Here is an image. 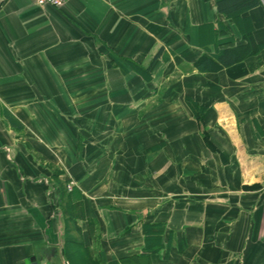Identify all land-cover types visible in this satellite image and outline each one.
Instances as JSON below:
<instances>
[{
  "label": "crops",
  "instance_id": "0c3cea01",
  "mask_svg": "<svg viewBox=\"0 0 264 264\" xmlns=\"http://www.w3.org/2000/svg\"><path fill=\"white\" fill-rule=\"evenodd\" d=\"M38 248L264 264V0H0V264Z\"/></svg>",
  "mask_w": 264,
  "mask_h": 264
},
{
  "label": "trees",
  "instance_id": "16d2710c",
  "mask_svg": "<svg viewBox=\"0 0 264 264\" xmlns=\"http://www.w3.org/2000/svg\"><path fill=\"white\" fill-rule=\"evenodd\" d=\"M258 3V0H218L219 10L227 15L246 11ZM235 51H224L216 57H203L195 67L199 71H217L221 65H230L236 59Z\"/></svg>",
  "mask_w": 264,
  "mask_h": 264
},
{
  "label": "built area",
  "instance_id": "2783aa9c",
  "mask_svg": "<svg viewBox=\"0 0 264 264\" xmlns=\"http://www.w3.org/2000/svg\"><path fill=\"white\" fill-rule=\"evenodd\" d=\"M68 0H36L38 6H52L54 8H61Z\"/></svg>",
  "mask_w": 264,
  "mask_h": 264
},
{
  "label": "water",
  "instance_id": "95a60500",
  "mask_svg": "<svg viewBox=\"0 0 264 264\" xmlns=\"http://www.w3.org/2000/svg\"><path fill=\"white\" fill-rule=\"evenodd\" d=\"M37 252H38V254H37L36 258H34V259L32 260V261H33L32 264H38L39 260L41 259L40 254H45V253H46V251H45L44 249H41V248H38V249H37ZM36 260H37V261H36Z\"/></svg>",
  "mask_w": 264,
  "mask_h": 264
},
{
  "label": "rangeland",
  "instance_id": "374dc122",
  "mask_svg": "<svg viewBox=\"0 0 264 264\" xmlns=\"http://www.w3.org/2000/svg\"><path fill=\"white\" fill-rule=\"evenodd\" d=\"M173 78H174V79H173V81H174V80L177 78V74H175ZM166 86H167V85H166ZM183 89H184L185 91H188V90H187V89H188L187 85H186L185 87H182V86H181V90H182V92L184 91ZM247 89H249V87H247ZM172 91H175V90H172ZM249 91H250V90H249ZM199 93H204V90L200 91ZM202 111H203V110H202ZM199 112H200V111H199ZM203 112H204V111H203ZM197 117H198V116H197Z\"/></svg>",
  "mask_w": 264,
  "mask_h": 264
}]
</instances>
